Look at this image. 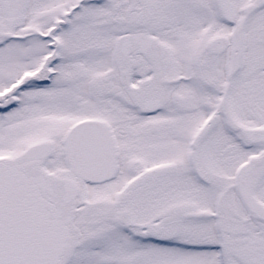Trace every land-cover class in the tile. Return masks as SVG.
<instances>
[{
    "label": "snow or ice",
    "instance_id": "snow-or-ice-1",
    "mask_svg": "<svg viewBox=\"0 0 264 264\" xmlns=\"http://www.w3.org/2000/svg\"><path fill=\"white\" fill-rule=\"evenodd\" d=\"M0 264H264V0H0Z\"/></svg>",
    "mask_w": 264,
    "mask_h": 264
}]
</instances>
